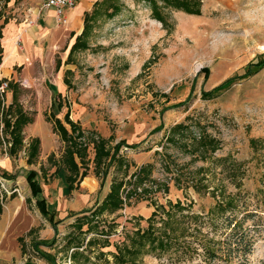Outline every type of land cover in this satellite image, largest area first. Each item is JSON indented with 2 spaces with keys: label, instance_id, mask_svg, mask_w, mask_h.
<instances>
[{
  "label": "rangeland",
  "instance_id": "obj_1",
  "mask_svg": "<svg viewBox=\"0 0 264 264\" xmlns=\"http://www.w3.org/2000/svg\"><path fill=\"white\" fill-rule=\"evenodd\" d=\"M90 1L86 47L68 60L84 30L75 36L68 25L41 56L14 67L31 123L16 158L0 143V169L10 174H0V264H264V67L247 74L264 54V0H199L194 11L157 0L163 20L148 0ZM38 6L0 0V24L24 23L21 51L22 34L40 23ZM36 137L39 155L28 166ZM69 146L86 155L78 158L86 176L72 190ZM29 169L40 176L56 233L31 198ZM221 205L232 209L222 215ZM256 212L244 226L255 237L244 255L227 219ZM39 240L51 244L41 249L52 262L33 250ZM161 241L172 248H157ZM206 249L217 257L206 260Z\"/></svg>",
  "mask_w": 264,
  "mask_h": 264
},
{
  "label": "trees",
  "instance_id": "obj_2",
  "mask_svg": "<svg viewBox=\"0 0 264 264\" xmlns=\"http://www.w3.org/2000/svg\"><path fill=\"white\" fill-rule=\"evenodd\" d=\"M151 4L152 8V14L154 17L163 20V7H161L157 0H148ZM163 1L164 5L171 6L175 8H183L188 11H194L197 9V4H199V0H161ZM98 2H96L97 4ZM88 15V12L85 13V24H86V16ZM85 32V27L83 32L76 38L75 44L72 46L71 51L68 56V60L70 59L71 55H73V52L77 49H81L86 47L85 42L83 41ZM67 60V62H68ZM264 67V54L262 55V59H259L256 61V63H251L249 67L247 68V74L250 73H256L261 68ZM238 77V76H237ZM235 78H231L221 85L217 86L213 89L211 92H216L224 89L226 86H228ZM65 79V83H66ZM6 82V81H5ZM1 83V82H0ZM11 82H6V88H9L13 86ZM5 89L3 91H0V124H2V128H0V143H8L10 146L6 150V155H8L10 158H16L19 151H21L23 146V128L31 123V119L29 116L25 113V111L22 109L21 105L18 103L17 100V92L13 89L12 93V102L8 104L7 106H2V96L5 92ZM60 95V94H58ZM58 107L63 106L62 99H60L58 102ZM65 120L67 124L71 125L73 128L74 123L72 120H70L69 110L65 115ZM55 125L57 128V131L61 134V136L65 140H69L71 142V145L74 144L72 140L74 139L72 136L73 134L69 132L67 127L64 125V123L61 120L56 119ZM41 141L39 138L31 139L30 143L28 144V153H27V160L26 163L28 165H34L35 161L38 157V152L40 149ZM86 156L84 154V151H78L75 147L69 146L66 147L65 152L63 154L64 162H65V168L68 171V175L66 177V181L68 183L69 190H72L74 188V185L76 183H80V181L86 176V172L81 171L83 164L79 165L78 158L81 159ZM0 174L3 177H10V174L0 169ZM24 178L27 183V186L30 191L31 198H33L36 202V206L39 209L41 215L47 219L53 226L55 233L57 232V222H55V217L51 213L48 202L43 196V188L40 181V176L37 171L35 170H26L24 172ZM10 179V178H9ZM12 180V178H11ZM231 205H221L218 207L219 212L223 215L228 210H231ZM256 213H250L246 214L243 217H233L228 220L227 228L231 230L230 235L233 237V244L236 248V250H243V253L247 254L248 252H251L255 237L249 236L247 234V230L244 228L246 222L250 219L254 218V215ZM257 225V224H256ZM31 230L28 232L30 234ZM150 237V236H146ZM19 240V239H18ZM21 242V239H20ZM34 251L37 252V254L42 257L48 259V261H51V255L47 254L41 249V246L49 247L51 244L47 243V241H36L33 244ZM157 248H161L162 250H167L172 248V246L167 247V244L163 243L162 241L158 244ZM205 259L208 261H211L216 258V254L213 251H210L208 249L205 250Z\"/></svg>",
  "mask_w": 264,
  "mask_h": 264
},
{
  "label": "crops",
  "instance_id": "obj_3",
  "mask_svg": "<svg viewBox=\"0 0 264 264\" xmlns=\"http://www.w3.org/2000/svg\"><path fill=\"white\" fill-rule=\"evenodd\" d=\"M27 3L28 1H25L24 5ZM35 3H36V0H35ZM91 8H92V2L90 0H79L77 5L73 9H69L66 11L65 15L67 19L64 24L57 23L55 10L53 9L45 10L42 13V17L40 18V23L38 24L37 28H29L28 30H26L27 31L26 34H22V41L25 44L24 46L25 52L19 50V48L17 47V44L15 43L21 31L25 29L24 23H16V22H11V21L9 22V19L4 23L2 21V23L0 24V63L4 59L5 64L3 68L0 69V74H1L0 82L1 83L11 82L12 84H14L13 86L5 89V92L6 91L11 92V98H12L13 89L16 92H18L16 82L13 79H11V78H14L15 76L14 67L20 68L28 60H31L34 58L37 59L38 56H41L44 49H46L47 47L45 46V43L48 37L52 33L56 32L58 29H60L61 27H66L69 25L71 31H76L75 36L79 35L81 30L84 27V24H83L84 15ZM30 10L35 11L36 7L30 8ZM5 92L3 93V96H2V106L8 105V104L5 105V100H4ZM61 95L62 94L60 93V91H57V93L55 94V98L58 97V100L55 99V101L53 102V105H56L58 107L57 102L60 100ZM17 100H18V97H17ZM18 103H19V100H18ZM58 108H61V107H58ZM0 128H2V124H0ZM28 166H31V165H28ZM29 170H33V169H29ZM30 230H33V229H30Z\"/></svg>",
  "mask_w": 264,
  "mask_h": 264
},
{
  "label": "built area",
  "instance_id": "obj_4",
  "mask_svg": "<svg viewBox=\"0 0 264 264\" xmlns=\"http://www.w3.org/2000/svg\"><path fill=\"white\" fill-rule=\"evenodd\" d=\"M79 0H38L39 14H42L47 9H53L56 12V21L59 24L66 22V11L73 9ZM6 87V83L0 86V91H3Z\"/></svg>",
  "mask_w": 264,
  "mask_h": 264
},
{
  "label": "bare ground",
  "instance_id": "obj_5",
  "mask_svg": "<svg viewBox=\"0 0 264 264\" xmlns=\"http://www.w3.org/2000/svg\"><path fill=\"white\" fill-rule=\"evenodd\" d=\"M7 59H8V58H7ZM7 59H6V60H7Z\"/></svg>",
  "mask_w": 264,
  "mask_h": 264
}]
</instances>
